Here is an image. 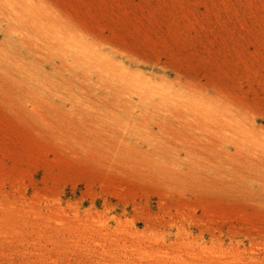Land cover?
Masks as SVG:
<instances>
[{
  "label": "rangeland",
  "instance_id": "rangeland-1",
  "mask_svg": "<svg viewBox=\"0 0 264 264\" xmlns=\"http://www.w3.org/2000/svg\"><path fill=\"white\" fill-rule=\"evenodd\" d=\"M40 1L153 94L0 79V264H264V0Z\"/></svg>",
  "mask_w": 264,
  "mask_h": 264
},
{
  "label": "bare ground",
  "instance_id": "bare-ground-1",
  "mask_svg": "<svg viewBox=\"0 0 264 264\" xmlns=\"http://www.w3.org/2000/svg\"><path fill=\"white\" fill-rule=\"evenodd\" d=\"M66 24L40 0H0V79L38 98L35 90L26 84L25 77L21 78V74L26 75L25 79L32 86L40 83L36 57L46 55L60 58L64 64L87 67L96 60L95 65L105 75L121 77L122 85L138 95L140 101L147 102L153 94L148 82L132 76L125 78L122 71L88 48ZM223 257L219 252L207 264H227Z\"/></svg>",
  "mask_w": 264,
  "mask_h": 264
}]
</instances>
